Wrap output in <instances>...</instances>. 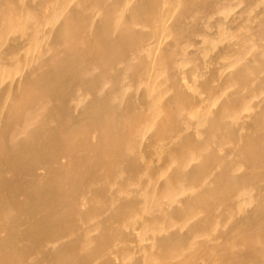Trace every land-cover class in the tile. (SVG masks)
Wrapping results in <instances>:
<instances>
[{
  "label": "bare ground",
  "instance_id": "bare-ground-1",
  "mask_svg": "<svg viewBox=\"0 0 264 264\" xmlns=\"http://www.w3.org/2000/svg\"><path fill=\"white\" fill-rule=\"evenodd\" d=\"M0 264H264V0H0Z\"/></svg>",
  "mask_w": 264,
  "mask_h": 264
}]
</instances>
